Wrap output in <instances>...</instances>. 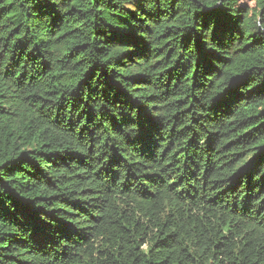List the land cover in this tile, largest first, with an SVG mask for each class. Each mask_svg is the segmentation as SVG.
Wrapping results in <instances>:
<instances>
[{
  "label": "trees",
  "instance_id": "trees-1",
  "mask_svg": "<svg viewBox=\"0 0 264 264\" xmlns=\"http://www.w3.org/2000/svg\"><path fill=\"white\" fill-rule=\"evenodd\" d=\"M0 264H264V0H0Z\"/></svg>",
  "mask_w": 264,
  "mask_h": 264
}]
</instances>
